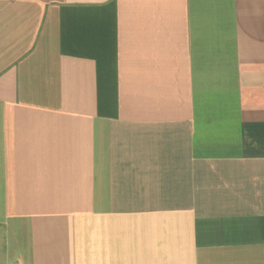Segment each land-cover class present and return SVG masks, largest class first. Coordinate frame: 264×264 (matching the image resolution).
<instances>
[{
	"label": "crops",
	"instance_id": "0c3cea01",
	"mask_svg": "<svg viewBox=\"0 0 264 264\" xmlns=\"http://www.w3.org/2000/svg\"><path fill=\"white\" fill-rule=\"evenodd\" d=\"M0 264H264V0H0Z\"/></svg>",
	"mask_w": 264,
	"mask_h": 264
}]
</instances>
